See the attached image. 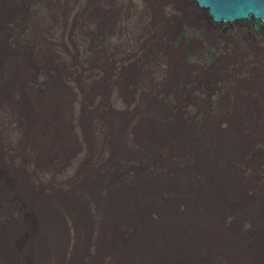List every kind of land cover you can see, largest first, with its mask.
Instances as JSON below:
<instances>
[{
    "label": "bare ground",
    "instance_id": "6f19581e",
    "mask_svg": "<svg viewBox=\"0 0 264 264\" xmlns=\"http://www.w3.org/2000/svg\"><path fill=\"white\" fill-rule=\"evenodd\" d=\"M50 1L57 2L67 18L66 30L58 33L68 36L87 0ZM157 1L165 11L196 17L186 0ZM190 1L204 13L208 30L213 27L225 34L224 52H257V45H264L260 19L216 22L206 8ZM112 4L119 12L110 25L111 42L133 44L139 32L147 41L149 34L142 22L145 18L143 24L150 26L154 0H112ZM15 7L22 12L20 6ZM10 15L12 10L0 6V27ZM234 24L245 26L251 40L238 39ZM33 27L28 28L31 35ZM36 40L37 44L21 53L0 49V54L14 57L8 80L0 82V264H169L171 257L163 249L167 234L179 248L173 251L171 264H246L242 248L231 244L225 234L219 240L205 241L179 235L180 230L188 231L181 229L186 219L208 212L218 199L213 178L206 171L214 154L207 149L203 133L169 137L162 127L154 135L146 131L145 123L120 121L110 136L108 124L83 125L74 117L75 77L63 76L60 81L69 88L56 96H36L25 85L26 69L44 58L47 48L46 39L37 36ZM263 55L264 49L253 55L251 73L256 74V61L261 62ZM233 61L226 55L224 69L232 71ZM240 107L245 108L241 120L230 123L226 133L238 127L239 149L245 152L255 142H264V114L257 124L264 98L244 101ZM223 109L228 110L227 106ZM127 167L135 178L129 195L122 180ZM247 173L254 180L260 178L258 187L264 186V160ZM254 219L264 226V214Z\"/></svg>",
    "mask_w": 264,
    "mask_h": 264
},
{
    "label": "rangeland",
    "instance_id": "374dc122",
    "mask_svg": "<svg viewBox=\"0 0 264 264\" xmlns=\"http://www.w3.org/2000/svg\"><path fill=\"white\" fill-rule=\"evenodd\" d=\"M186 1L196 17L165 11L154 0L150 26L143 24L145 18L142 22L149 39L144 42L143 33L139 32L141 37L137 36L133 44L129 41L113 44L109 38L110 25L117 19L119 10H114L112 0H87L68 36L65 32L58 33L61 29L66 30L67 18L57 2L0 0V6L6 5L12 10V15L0 27V38H3L0 49L11 48L21 53L37 44V36L46 39L45 56L26 69L25 85L36 96H56L60 90L69 88L60 79L75 77L78 99L74 117L78 116L83 125L108 124L110 136L114 135V128L120 121L145 123L146 131L154 135L162 127H166L169 137L203 133L209 146L207 149L214 154L206 171L209 178H213L218 199L208 212L186 219L181 229L188 231L180 230L179 235L205 241L219 240L225 234L231 244L236 243L242 248L246 264H264V226L254 219L255 215L264 214V186L258 187L262 183L260 178L254 180L247 173L249 168L263 163L264 142H255L243 152L236 135L238 127H233L231 134L226 133L230 123L234 125L235 121L241 120L245 111L240 107L242 102L264 98V55L261 62L256 61V74L249 70L253 64L250 60L264 49V45L258 44L257 52L240 49L224 52L222 40L225 34L213 27L208 30L204 13L190 0ZM15 6H20L22 12ZM31 24L33 35L28 29ZM235 26L239 31L238 39L248 41L247 28L240 26L242 32ZM260 36H264L263 31ZM228 54L234 60V64H230L232 71L225 70L223 65ZM13 60L11 55L0 54V82L8 80ZM257 114L260 125L264 108ZM170 123L174 124L173 128ZM168 124L170 129L167 130ZM138 173L142 174L141 171ZM122 180L129 195L135 188L132 184L135 178L129 167ZM169 235L163 240V249L171 257L168 261L171 264L175 257L173 251L177 252L179 248ZM125 244L130 242L125 241ZM205 244L201 242V245ZM164 258L165 255L162 261Z\"/></svg>",
    "mask_w": 264,
    "mask_h": 264
},
{
    "label": "water",
    "instance_id": "95a60500",
    "mask_svg": "<svg viewBox=\"0 0 264 264\" xmlns=\"http://www.w3.org/2000/svg\"><path fill=\"white\" fill-rule=\"evenodd\" d=\"M216 22L250 17L264 22V0H195Z\"/></svg>",
    "mask_w": 264,
    "mask_h": 264
},
{
    "label": "trees",
    "instance_id": "16d2710c",
    "mask_svg": "<svg viewBox=\"0 0 264 264\" xmlns=\"http://www.w3.org/2000/svg\"><path fill=\"white\" fill-rule=\"evenodd\" d=\"M33 4H38L37 2H33ZM178 34V32H176V34L175 35H177ZM174 35V36H175ZM179 39V37H176V40H178ZM187 83H189V80L187 81Z\"/></svg>",
    "mask_w": 264,
    "mask_h": 264
},
{
    "label": "clouds",
    "instance_id": "9594fccd",
    "mask_svg": "<svg viewBox=\"0 0 264 264\" xmlns=\"http://www.w3.org/2000/svg\"><path fill=\"white\" fill-rule=\"evenodd\" d=\"M240 29H242V28L240 27ZM242 32H243V29H242Z\"/></svg>",
    "mask_w": 264,
    "mask_h": 264
}]
</instances>
